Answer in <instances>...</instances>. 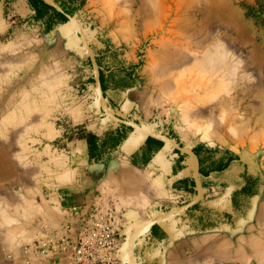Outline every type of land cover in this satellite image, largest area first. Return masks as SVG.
Instances as JSON below:
<instances>
[{"label": "rangeland", "instance_id": "rangeland-1", "mask_svg": "<svg viewBox=\"0 0 264 264\" xmlns=\"http://www.w3.org/2000/svg\"><path fill=\"white\" fill-rule=\"evenodd\" d=\"M15 1L0 0V264H51L57 257L68 262L63 254L55 251L42 254L31 246L41 239L77 236L79 217L72 216L62 205L58 193L64 183L57 174L71 168L69 140L87 138L95 154L105 151V146L111 148L110 152L118 149L132 134L131 145L142 141L146 144L149 135L131 125L118 123L104 112L95 66L100 70L101 81L103 77L102 86L105 85L107 105L112 112L120 111L126 116L125 120L143 126L161 138L170 137L193 150L200 146V153L194 150L200 161L203 189L200 201L140 233L134 244L137 264H188L193 239L213 236L235 241L249 233L257 224V213H261L260 207L264 204V141L243 144L233 140L211 143L200 139V134L187 125V117L180 113L182 107L171 102L170 91L161 85L158 76L165 68L161 64L159 46L161 43L172 45L181 35L184 42L190 37L189 34H178L175 26L189 4L192 9L216 2L226 16L214 23L208 32L210 29L216 32L222 25L228 34L229 48L234 53L231 54L234 59L230 58L234 63L230 66L238 72L235 73L238 77L232 72L227 85L244 90V94L239 93V99L249 104L254 93L246 85L264 87V12H258L260 18L249 13V7L255 6L257 0H159L156 18H143L138 14L141 0H53L83 25L95 59H92L78 27L66 14L42 0L39 17L31 0ZM18 7H21L20 11ZM50 26L52 29L47 30ZM48 31H51V50L49 41L42 35ZM190 40L191 43L185 45L196 48V40L191 37ZM147 64L149 72L144 74ZM135 65L138 67L134 68ZM243 67L249 70L248 75L239 80V71ZM48 82L52 83L49 91L52 96L44 98L41 94ZM235 90L232 89V93L235 94ZM108 93L116 100L110 101ZM129 94L134 96L133 105L126 99ZM261 95L264 96V91ZM33 96L38 97L40 105L32 110L25 109L23 103ZM78 107L81 113L84 114L85 107L87 116H100L109 125L104 137L82 129V125L67 127V116H74ZM15 108L22 115L7 120ZM129 111L131 115H128ZM120 137L122 140L118 142ZM161 149L166 150L165 154H180L181 159L165 155L161 162L169 168L173 183L189 186L191 178H195L194 156L165 141ZM140 150L143 160L154 158L150 156L147 144ZM63 157H66V163L57 164ZM183 160L189 162L188 182L179 175L181 170L185 173ZM141 169L143 171V167ZM158 179H161L160 188L156 183ZM75 181L70 178L65 182ZM147 181L143 180L140 190L144 192L125 202V224L120 227V233L126 237L121 264H131L128 244L133 233L198 194L197 183L196 193L187 190L188 193L182 195L172 193L169 187L164 192L162 175L152 178L149 185ZM27 247L30 250L27 251ZM171 253L175 258L170 261ZM211 264L264 262L225 259Z\"/></svg>", "mask_w": 264, "mask_h": 264}, {"label": "bare ground", "instance_id": "bare-ground-1", "mask_svg": "<svg viewBox=\"0 0 264 264\" xmlns=\"http://www.w3.org/2000/svg\"><path fill=\"white\" fill-rule=\"evenodd\" d=\"M159 2V0H141L137 8L138 14L143 18H156L159 14ZM190 5L192 4H189L182 12V17L177 19L175 26L178 34H189L196 40L194 41L197 43L196 48H189L185 45L187 42L191 43V40L189 37L184 42L182 35L172 45L160 44L161 64L165 68L164 72L158 76L162 81L161 85L170 91V98L173 100L170 99L171 102L182 107L180 111L183 112L180 113H183L182 116L184 115L185 118L187 117L185 120L187 125L200 134V139L211 143L216 141L226 143L231 140L243 144L246 142L263 143L264 96L261 92L264 91V87L262 84V86L246 85L249 87L247 89L254 93L252 102L245 104L240 100L239 93L244 94V90L240 91L236 87L227 85V79H230L232 72L233 74L237 72L230 66L233 52L229 48L228 34L223 31L222 25L216 29V32L211 29L208 32L214 23L225 18L226 12L216 2H210L202 8L194 6L190 9ZM232 62L234 63V60ZM248 66L250 65L247 64ZM247 67L239 71L241 73L239 80L248 75ZM148 72L149 65L147 64L143 73ZM51 84V82L47 83L41 94L42 97L52 96L50 95L52 92L49 94ZM232 89H236L235 94L232 93ZM164 93L167 94V92ZM37 98L33 96L32 99L26 100L23 103L25 109L32 110L38 107L40 101ZM194 110L197 111L192 113ZM75 113L77 114L78 111ZM20 115L22 112L15 108L6 118L14 120L20 118ZM189 116L193 118L189 119ZM156 183L158 186L162 185L161 181ZM261 206H263L260 207L261 213H257V224L250 228L249 233L235 238V241L213 236L193 239L189 247L192 255L189 257L188 264H211L215 260L225 259H241L242 261L257 259L264 262V204ZM174 255V253L169 255L170 261L175 258Z\"/></svg>", "mask_w": 264, "mask_h": 264}, {"label": "crops", "instance_id": "crops-1", "mask_svg": "<svg viewBox=\"0 0 264 264\" xmlns=\"http://www.w3.org/2000/svg\"><path fill=\"white\" fill-rule=\"evenodd\" d=\"M23 1L16 0L15 2L22 3ZM20 9L21 7L17 8L19 11ZM42 35L43 39L49 41L51 50V31L44 32ZM54 46L55 43L53 44V50ZM123 64L129 65L126 62ZM111 72L112 69L109 70V73ZM107 97L110 101L116 100L110 93H108ZM126 99L132 101V105L134 104L135 99L131 94ZM79 107L74 110V112L78 111L77 114L67 116V125H69L67 127L82 125V129L92 132L101 138L104 137L109 131V125L100 116L95 114L87 116L85 107H83L84 114L81 113V108ZM130 112L128 115H131ZM117 114L122 118L126 117L120 111ZM132 137H134V134L118 149L110 152L111 148H107L98 157L93 155L87 138L69 140V146L71 147L69 158L71 164L69 165H71V168H67L64 173H59L57 176L61 179V183H64L58 190L59 198L62 205L71 211L72 216L78 218L80 215L89 213L94 208H100L106 212L118 215L122 221L121 225H124V211L126 212L127 210L125 202L127 200L130 201V197L144 192L140 191L143 188L144 179L148 180L147 185H149L151 179L159 175H162L164 179V192L169 187L172 193L179 192L182 195L188 193L187 190L183 189L182 185H176L170 180L169 168L161 162V158L165 155H170L172 159L174 157L181 159L180 154L176 152H166L167 154H165L166 150L157 148L151 161L143 160L138 150L145 148V141L137 145H131L129 141ZM65 158L63 157L62 160H57V162L55 160V162L59 165H64L66 163ZM182 164H185V173L181 170L179 175L180 178H186L188 182L190 180V177L187 176L190 169L189 162L183 160ZM141 167H143V171ZM145 167L148 169L145 170ZM137 171H140L139 175H136ZM70 178H74L76 181L66 183L65 181ZM157 181H161V179ZM214 186L209 185L211 188L216 187ZM79 212H81L80 215ZM119 238L122 243V250L126 237L119 233Z\"/></svg>", "mask_w": 264, "mask_h": 264}, {"label": "built area", "instance_id": "built-area-1", "mask_svg": "<svg viewBox=\"0 0 264 264\" xmlns=\"http://www.w3.org/2000/svg\"><path fill=\"white\" fill-rule=\"evenodd\" d=\"M121 223L118 215L94 208L80 215L76 238L41 239L31 248L42 254L55 251L67 257L68 262L57 257L51 264H121Z\"/></svg>", "mask_w": 264, "mask_h": 264}, {"label": "water", "instance_id": "water-1", "mask_svg": "<svg viewBox=\"0 0 264 264\" xmlns=\"http://www.w3.org/2000/svg\"><path fill=\"white\" fill-rule=\"evenodd\" d=\"M44 1L49 3L51 6L56 7L57 9H59L61 12L66 14V16L72 22L75 23V25L79 29V32H80L81 37L83 39V42L85 43V45H86V47H87L92 59H95V54H94V52H93V50L91 48V45H90L89 41L86 38V33H85L83 25L80 22H78L72 15H70L69 13H66L64 8L58 2L53 1V0H44ZM95 73H96V77H97V83H98L99 92H100L101 98H102V106H103L104 112L106 113L107 116H109L111 119L117 121L118 123H125L127 125H131L134 129L142 131V132L146 133L149 136H153V137L162 139L166 143H169L173 147H175L176 149L180 150L181 152L189 153L192 156H194V158H195V163H196L195 178H196V183H197V188H198L197 196L194 199H192L191 201H189V202H187V203H185L183 205L177 206L175 208H172V209L162 213L161 215H159L156 218H154L153 220H151L147 225H145L144 227H142L141 229H139L138 231H136L135 233H133L131 235V237L129 239V244H128L129 245L128 246V249H129L128 253H129L130 263L131 264H137L135 253H134V244H135L137 236L140 233H142V232L146 231L147 229L151 228L153 225L158 223L163 218H165V217H167V216H169L171 214L186 210V209H188L190 207H193L194 205H196L200 201V199L202 197V194H203V189H202V184H201V181H200V161H199V156L193 150V148H187L185 146H182L179 142H177L176 140H174V139H172L170 137L161 138L157 134L149 131L148 129L144 128L143 126H140V125H137V124L132 123L130 121H127L124 118L120 117L118 114L112 112L109 109L108 105H107V98L105 96L104 89H103V86H102L100 70H99V68L97 66H95Z\"/></svg>", "mask_w": 264, "mask_h": 264}, {"label": "trees", "instance_id": "trees-1", "mask_svg": "<svg viewBox=\"0 0 264 264\" xmlns=\"http://www.w3.org/2000/svg\"><path fill=\"white\" fill-rule=\"evenodd\" d=\"M31 2H32V4H33V6L35 7V8H37V16H41L42 15V11H41V9H40V7H39V2H42L43 3V1L42 0H31ZM52 9H54L55 11H56V13L57 14H59V15H61L62 17H65L64 15H62L57 9H55V8H52ZM264 12V0H257V4L255 5V6H251V7H249V13L250 14H253L254 16H256V17H259L260 18V15L261 14H258V12ZM70 13H72L73 11L71 10V11H69ZM66 18V17H65ZM48 29H52V26H50V27H48L47 28V30ZM136 67H138L137 65H135L134 66V68H136ZM102 81H103V77H102ZM104 86V88H105V85H103ZM173 133V132H172ZM147 138H146V144H147V146H148V150H149V154H150V156H153V154L155 153V151L157 150V148H161L163 145H164V141L163 140H161V139H157V138H153V137H151V136H146ZM175 137L177 138V135H175ZM121 140H122V137H120V138H118V142H121ZM105 143H106V140H105ZM106 148H110L109 146H105ZM200 146L198 145V146H196V147H194V150L197 152V153H200ZM91 151H92V153H93V155L95 156V157H98V156H101L102 155V153L104 152V151H102V152H97L96 154H95V151H93L92 150V146H91ZM149 161V160H148ZM201 174H202V170H201ZM182 185V184H181ZM183 186V185H182ZM183 189H186V190H188V191H190L191 193H196L197 192V190H196V182H195V178L194 177H192L191 178V180H190V184H189V186H187V187H185V186H183ZM198 206V205H197ZM197 206H195V208L197 207Z\"/></svg>", "mask_w": 264, "mask_h": 264}]
</instances>
